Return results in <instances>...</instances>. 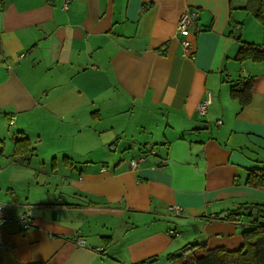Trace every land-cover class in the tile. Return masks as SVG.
Returning <instances> with one entry per match:
<instances>
[{
    "label": "crops",
    "instance_id": "obj_1",
    "mask_svg": "<svg viewBox=\"0 0 264 264\" xmlns=\"http://www.w3.org/2000/svg\"><path fill=\"white\" fill-rule=\"evenodd\" d=\"M245 3L0 0V264H161L186 244L240 248L249 224L230 211L264 202L245 182L264 168V63L237 62L231 35L244 40L254 23ZM188 8L198 19L178 35ZM247 78L241 105L232 88ZM79 120L107 148L94 145L91 164L39 147ZM7 138H27L26 153L2 158Z\"/></svg>",
    "mask_w": 264,
    "mask_h": 264
},
{
    "label": "trees",
    "instance_id": "obj_2",
    "mask_svg": "<svg viewBox=\"0 0 264 264\" xmlns=\"http://www.w3.org/2000/svg\"><path fill=\"white\" fill-rule=\"evenodd\" d=\"M189 11H194L197 14L196 21L198 19V11L188 8ZM242 10L247 11L255 20H257L263 28L261 44H255L254 42H245L241 40V37L237 38L239 42L238 51L236 53L237 62L251 61L253 63H264V0H246V3ZM232 19V16H231ZM233 27H240L241 24L231 20ZM234 29V28H233ZM235 31V30H234ZM233 32H231V35ZM236 88H232V95L237 98L241 105L247 104L249 98L243 95L241 98L238 96L240 93L249 92L252 87V80L250 78L245 79L242 82H237ZM30 143L27 138H16L13 146V155L25 154ZM3 149L0 148V154ZM27 155V154H26ZM25 155V156H26ZM246 176V184L254 188H264V168L257 170H249ZM258 211L254 214L253 211ZM229 216L233 221H236L238 225L242 222L248 221V226H240V236L242 244L239 249L235 251H227L223 248L207 249L202 246L201 252L197 255L192 253L189 257H185V253L192 252L194 248H197V244L184 245L179 253H170L166 255V262L168 264L174 263L177 260H181L180 264H264V217H260V214H264V202L261 204H240L235 210L230 211ZM16 218V217H15ZM177 233L173 231V235ZM188 248V250H185ZM177 251V252H179ZM179 264V263H178Z\"/></svg>",
    "mask_w": 264,
    "mask_h": 264
},
{
    "label": "rangeland",
    "instance_id": "obj_3",
    "mask_svg": "<svg viewBox=\"0 0 264 264\" xmlns=\"http://www.w3.org/2000/svg\"><path fill=\"white\" fill-rule=\"evenodd\" d=\"M244 15L248 16L249 21H252L254 23H249V32H247V36H245L244 40L245 42H254L255 44H261L262 41V33H263V28L262 25L255 20L247 11H242ZM232 19L235 21V19L232 17ZM246 30V27H245ZM178 35H182L183 30H177ZM80 122L82 120L77 121V130H73L71 127H60L59 129H50L41 139L39 142V147L41 149H47L51 150V148L57 149L60 154L57 156L58 159H65V154H71V155H76L77 158L83 159L81 160L82 162H86L87 165L91 164L89 161L88 155H92L94 152V145L100 144V151H106L107 148L105 144H103V147L101 146L102 144V136H96L93 138H85L84 132L88 130L87 128H80ZM99 127V126H98ZM100 128V127H99ZM11 129H15V126H13ZM91 131L94 130V128L89 129ZM102 132H105L102 130ZM93 134H96V131H93ZM9 138H7L5 145L8 148L9 146H14L11 145ZM0 148L2 146L0 145ZM12 153L9 150H5L2 158L4 159H11ZM142 162V161H141ZM2 180H0L1 182ZM181 234L187 239V240H192L194 238V228L190 225L183 226L180 230ZM205 242V241H204ZM204 242H199L205 249ZM197 255L201 252L199 248L194 249ZM166 261V259H165ZM160 261H156V263H159ZM161 264H166V262H163Z\"/></svg>",
    "mask_w": 264,
    "mask_h": 264
},
{
    "label": "built area",
    "instance_id": "obj_4",
    "mask_svg": "<svg viewBox=\"0 0 264 264\" xmlns=\"http://www.w3.org/2000/svg\"><path fill=\"white\" fill-rule=\"evenodd\" d=\"M64 8H66V5L64 6ZM196 17H197V14L194 11H189V9H186L181 14V16L178 20L177 30H183L182 35L186 34L188 32V29H190L194 25L193 23H194V19H196ZM189 43H190L189 40L184 41V44L186 46L189 45ZM209 104H210V101L208 98H206L202 102H200V104L198 106V114L199 115H205L206 111H207V107ZM141 161H143V159H139L138 161L131 159V161H130L131 167L135 168L137 166V163H139ZM176 208L174 210L177 213ZM0 213L4 214L3 206L1 204H0ZM9 219H10L9 216L4 215L0 221L6 222V221H9ZM14 219H15L17 224L21 225L25 229L31 228L34 226V223L27 217V214H22V215L14 218ZM170 233L173 234V231H171ZM77 244L83 245V240L77 241ZM4 248H7V245L2 242L1 237H0V250L4 249Z\"/></svg>",
    "mask_w": 264,
    "mask_h": 264
},
{
    "label": "water",
    "instance_id": "obj_5",
    "mask_svg": "<svg viewBox=\"0 0 264 264\" xmlns=\"http://www.w3.org/2000/svg\"><path fill=\"white\" fill-rule=\"evenodd\" d=\"M239 31H240V29L239 28H236L235 29V32H233L232 36H233L234 39L239 38V36H240V32ZM253 213L254 214H257L258 211L255 210V211H253ZM260 217H264V214H260ZM185 250H188V248H186ZM179 253H180V251L179 252H176L175 255H179ZM154 261H155V258H152V259L146 261L145 263L146 264H149V263L154 262Z\"/></svg>",
    "mask_w": 264,
    "mask_h": 264
}]
</instances>
